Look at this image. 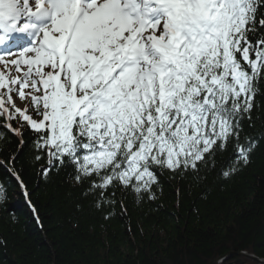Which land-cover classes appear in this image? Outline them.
Returning a JSON list of instances; mask_svg holds the SVG:
<instances>
[{"label":"snow or ice","instance_id":"obj_1","mask_svg":"<svg viewBox=\"0 0 264 264\" xmlns=\"http://www.w3.org/2000/svg\"><path fill=\"white\" fill-rule=\"evenodd\" d=\"M0 68V118L34 136L40 175L71 166L97 207L155 199L163 175L250 162L264 0H0Z\"/></svg>","mask_w":264,"mask_h":264},{"label":"trees","instance_id":"obj_2","mask_svg":"<svg viewBox=\"0 0 264 264\" xmlns=\"http://www.w3.org/2000/svg\"><path fill=\"white\" fill-rule=\"evenodd\" d=\"M256 87L244 121L254 141L248 164L225 178L230 157L218 155L199 179L163 175L155 199L117 191L112 207H97L71 166L40 175L34 136L21 140L0 118V264H209L232 251L264 258V83ZM231 263L260 264H218Z\"/></svg>","mask_w":264,"mask_h":264},{"label":"water","instance_id":"obj_3","mask_svg":"<svg viewBox=\"0 0 264 264\" xmlns=\"http://www.w3.org/2000/svg\"><path fill=\"white\" fill-rule=\"evenodd\" d=\"M235 257L248 258V259L256 261L260 264H264V258L259 257L256 254L250 253L248 251L228 252V253L220 256V257L215 258L209 264H218V263L226 262V261L231 260ZM240 262L243 263L244 260H241ZM237 263H239V262H237ZM231 264H233V263H231Z\"/></svg>","mask_w":264,"mask_h":264},{"label":"rangeland","instance_id":"obj_4","mask_svg":"<svg viewBox=\"0 0 264 264\" xmlns=\"http://www.w3.org/2000/svg\"><path fill=\"white\" fill-rule=\"evenodd\" d=\"M17 104L19 105V101L17 100ZM22 106V105H21Z\"/></svg>","mask_w":264,"mask_h":264}]
</instances>
